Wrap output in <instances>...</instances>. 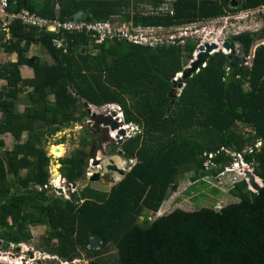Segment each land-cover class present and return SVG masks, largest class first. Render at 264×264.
Instances as JSON below:
<instances>
[{"label": "trees", "instance_id": "obj_1", "mask_svg": "<svg viewBox=\"0 0 264 264\" xmlns=\"http://www.w3.org/2000/svg\"><path fill=\"white\" fill-rule=\"evenodd\" d=\"M158 1L9 0V12L26 9L60 21L119 16L134 26L169 27L264 5V0H239L236 8H230L229 0H176L170 17L142 18L126 11L131 3ZM7 35L5 40L0 30V42L16 54V62L0 70V80L6 82L0 88V136L9 134L16 144L0 155L1 241L26 244L32 239L30 227L43 226L40 252L60 262L264 264V45L256 47L250 67L241 61L236 70L229 67L228 55L209 56L204 68L183 81L173 107L168 96L172 81L190 59L197 39H186L183 47L149 49L126 42L95 45L88 36L69 34L64 53L52 46L54 34L17 20ZM263 38L264 16L258 32L230 36L227 42L237 43L243 58ZM33 45L44 49L52 63L29 57ZM20 65L32 69L31 79H22ZM226 68L236 79L227 88ZM21 95L27 104L19 112ZM80 100L94 107L117 104L124 123L140 127L116 146L121 157L135 159V164L108 192L86 185L64 199L48 186L51 160L44 146L49 135L79 120ZM241 125L250 134L240 130ZM247 148L252 151L243 159L252 163L262 185L257 192L238 180L228 192L235 202L218 211L175 209L153 221H138L145 211L158 212L181 177L190 174L193 183L207 175L216 178L232 164L230 153ZM88 158L82 143L58 160L67 184L84 179ZM94 237L99 238L96 248L90 244Z\"/></svg>", "mask_w": 264, "mask_h": 264}, {"label": "rangeland", "instance_id": "obj_2", "mask_svg": "<svg viewBox=\"0 0 264 264\" xmlns=\"http://www.w3.org/2000/svg\"><path fill=\"white\" fill-rule=\"evenodd\" d=\"M259 25H260L259 16L258 17L254 16L251 22H247L245 24V28L254 29V28H258ZM198 26H201V24H199ZM200 31L201 30H199V32ZM208 31L209 28L204 32L203 36L207 35ZM214 32L217 33L216 30H214ZM261 42L264 43V40H261ZM2 48L3 51H0V56L2 57V59L7 60V58H9L8 56L9 51L7 49L8 48L7 44L5 43ZM31 54L33 56L38 57L43 62L49 64L52 63L51 59L44 52V50H41L40 47L38 46L37 47L33 46L31 48L29 55ZM4 61H1L0 70L2 69ZM2 85L3 82L0 81V88ZM49 100L52 101L53 98L50 96ZM83 102L84 101L80 100V103L78 104V108H77V114H79L78 122L71 123L66 127H63L59 132L53 135H49L47 137V142L45 143L44 151L46 152L47 157H49L50 160L52 161L51 162L52 164H50V173H51L50 180L53 186H58L61 183L60 182L61 178L59 175H57L58 167H59L58 160L69 156L70 153L74 149L79 148L82 145V143L84 144L85 150L89 152L92 149V154H93L87 160V164L90 167H88V170L86 172H88V174H92L93 171L95 172L99 171L101 173L107 172V177L114 179L113 185L119 182L123 177L113 173L112 171H106L105 167L107 165L111 163L115 164V166H117L118 168L123 169L125 175L135 164V161L129 163L123 157L118 155L117 152L119 151V149L116 147L118 145L109 139L110 137L109 134L111 132L110 128H108L109 126L107 127L105 125L97 126L99 130H96L93 127L95 126V124L92 123V121L90 120V114L87 113V108L83 106ZM26 104L27 102L25 100V97L21 96L19 99L18 105H20V107H18V110L23 111V108ZM95 110L96 111L94 112V110L91 109V113L98 115L99 113L105 112V110L103 111L101 108H96ZM101 116L108 117L104 113ZM239 129L244 131L246 135L250 134V132H248L249 129L245 128L242 125L239 127ZM93 130L94 133L93 135H91L90 133H92ZM47 132L49 133L50 129H47ZM131 132L132 131L129 129L128 134H131ZM0 139L4 141V146L0 148V155L4 150H11L13 146L16 144L13 138L8 134L0 136ZM24 139H25V135H23L20 140L22 141ZM91 140L93 142V145L88 144V142ZM59 146H62L64 149L63 155L61 154L62 156L60 154L52 153L50 151L51 147L58 148ZM210 157H212V155H210L209 158ZM93 164H99V165L93 166ZM207 165L208 162L205 164V166ZM228 168L225 169L224 173L221 176L212 178L211 176L207 175L195 183L190 181V176H191L190 174L184 175L178 181L177 190L175 192L170 191L168 197L162 203L158 212L151 213L145 211L143 213L144 216H141L138 219V221L141 222L144 217H146L149 221H153L155 218L161 216L160 214L165 215L175 209L191 212L202 207L221 208L227 204L234 203L235 200L228 194L229 187L233 185L234 179L239 181L244 179L240 171L247 170L248 167L244 166L243 164H240L238 167H236V165L235 166L233 165L230 169ZM20 175L23 176L24 171H22ZM9 179L12 180V177H9ZM106 181H110V180L101 178L97 182H89L88 177L85 175V178L77 182V184L65 188V191L63 194H61V196L64 199H68L69 197H71V194H77V192L83 186L86 185L95 190L108 192L113 185H109ZM30 232L32 239L25 245L28 248V250H32L35 253L36 258H39V260H42L44 256H49L45 253L40 252L41 247H39L42 238L46 235V228L43 226L33 227V228L30 227ZM49 257H53V256H49ZM76 261H79L80 264L89 263L88 260L76 259ZM8 262L10 264V261ZM8 262L1 260L0 264H8ZM32 264H35V262H33Z\"/></svg>", "mask_w": 264, "mask_h": 264}, {"label": "built area", "instance_id": "obj_3", "mask_svg": "<svg viewBox=\"0 0 264 264\" xmlns=\"http://www.w3.org/2000/svg\"><path fill=\"white\" fill-rule=\"evenodd\" d=\"M171 0H163L162 4L158 6L157 8L149 7V6H141V14L142 15H159V14H167L172 15V11L169 7V3ZM262 13H264V8L256 11H250V12H241L236 15L223 17L222 19L213 20L210 22H206L205 25L198 26V24H190L188 26L180 27L177 29H170V28H162V27H147V26H134L131 23H123L118 22V20H107V21H60L59 19H47L38 16L37 14L31 13L26 9H21L19 12L16 13H10L9 12V0H0V30L3 32L6 36L8 33L9 25L14 21H19L22 25L28 27V28H34L40 31H45L48 33L54 34L56 37L52 39L53 46L60 51H63L64 53L67 52V43L64 40V37H59L60 35L64 34H81L88 37H91L94 40V43L97 45H101L104 43H113V42H126L132 45L136 46H142V47H149V48H157L162 45H182L184 44L186 39H197L198 44L194 50V52L191 55V58L194 59L196 54L198 53V47L204 46L206 44L208 45H216V49L211 51L209 53V56L213 55L217 52H222L224 55H230L234 54L235 56L239 55V49L234 47V50H225L224 45L227 44V39L230 36L238 35L240 32L248 30L245 28V23L247 20H252L254 16H259ZM209 28V31L207 35H204V32ZM199 30H201L199 32ZM216 30L217 33L214 32ZM255 30V29H251ZM197 35V36H195ZM262 44V43H261ZM251 56L243 57L242 63L244 66H249L251 61ZM192 62V59L189 60L188 67L190 63ZM240 65V64H239ZM206 66L205 63L200 65V67L197 69L196 73L199 72L201 68H204ZM185 67V68H186ZM229 69L226 68V75L229 74ZM181 73L177 74L176 80ZM107 114L111 116L112 120L116 121L119 125L118 129L114 132H110V136L114 141H120L124 142L127 138H130L132 135L135 134V131L137 129L130 128L128 125H125L123 123V117L120 111V108L117 106H108L107 107ZM114 112L113 115H111V111ZM131 130V134H128V130ZM119 130H124L125 135L120 136L118 135ZM128 134V136H127ZM261 145L260 142H256L254 147L258 148ZM252 149L247 148L243 150L241 153H230V155L233 157L232 164L236 167H238L240 164H243L244 166L248 167L247 170L240 171L242 174V177L246 183L247 177L246 173H250L253 175V165L252 163H247L243 159V155L246 153H251ZM228 154V152L226 151ZM240 164H239V162ZM129 163L132 162V160H128ZM230 165L229 168L226 167L225 169H230L233 165ZM224 169V171H225ZM224 173V172H223ZM87 177H90L92 174H88V172L85 173ZM222 175V174H221ZM220 175V176H221ZM254 176V175H253ZM241 177V176H238ZM240 179V178H238ZM246 179V180H245ZM257 180V183L261 185L260 180ZM238 180L234 179V182ZM60 185L53 186L51 183V180L48 184L50 187L53 188V193L55 195L61 196V194L57 193V189H62V194L65 191V188H68L67 186L71 187L72 184H68L66 186V181L61 178ZM233 182V183H234ZM248 185V184H247ZM65 186V187H64ZM248 189L252 191V189L248 185ZM57 193V194H56ZM1 241V240H0ZM15 246H20L21 251L25 252L28 250V248L24 244L19 245H12L10 244V248H13ZM1 255L7 256L11 259V261H17L20 259L21 264L23 255H20V257H11V254L9 251H4L0 247V258H2ZM11 264V263H10ZM25 264H32V261H27Z\"/></svg>", "mask_w": 264, "mask_h": 264}, {"label": "water", "instance_id": "obj_4", "mask_svg": "<svg viewBox=\"0 0 264 264\" xmlns=\"http://www.w3.org/2000/svg\"><path fill=\"white\" fill-rule=\"evenodd\" d=\"M238 1L239 0H230L231 7L236 8L238 5ZM223 47L225 50H231V51L234 50V45L225 44ZM216 48H217L216 45H213V44L212 45L206 44L204 46H199L197 49L198 53L196 54L194 59L191 58L192 62L190 63V65L186 67L184 70H182L181 75L176 80L172 81V87L169 91L168 96L171 99V105L173 107H174V102H175L176 97L179 95L180 90L184 86L183 81L192 77L196 73L200 65H202L203 63L207 61V59L209 58V53L215 50ZM228 58H229V67L231 68V70H236V68L239 66L240 59L237 56L233 57L232 55H228ZM235 81L236 79L234 78L233 72L229 73V80L227 81L226 88L229 86L230 82H235ZM84 106L87 107L88 104L84 103ZM89 112L90 110L88 109V113ZM91 116L93 118V123L96 126H100V125L109 126L111 131H115L119 127L117 122L113 121L110 116L104 117V116L95 115V114H92ZM136 129L140 130V127L138 126ZM118 135L124 136L125 135L124 130H119ZM118 144H120V141L118 142ZM55 152H58V150L56 149ZM50 164L52 163L50 162ZM107 171H115L117 174H119V176H124V171L112 163L107 166ZM58 175L61 178V174L58 173ZM246 177L248 179L249 187L253 190V192H257L262 186L256 182L257 177L251 175L249 172L246 173ZM99 179H100L99 174L94 173L88 178V181L97 182L99 181ZM67 187H69V185ZM57 192L59 194H62V189H57ZM219 209L220 208H215L216 211H218ZM90 244L93 248H96L99 245V238L94 237L91 240ZM0 247L4 251H9L11 254V257H20V255H23L24 256L22 259L23 264H25L29 260L32 261V263L35 262V264H80V262L76 260L69 262V263L60 262L57 259V257H54V256L53 257L44 256L42 260H39V258H36V255L32 250H27L25 252H22L20 246H15L13 248H10V244L5 243L3 241H0Z\"/></svg>", "mask_w": 264, "mask_h": 264}, {"label": "crops", "instance_id": "obj_5", "mask_svg": "<svg viewBox=\"0 0 264 264\" xmlns=\"http://www.w3.org/2000/svg\"><path fill=\"white\" fill-rule=\"evenodd\" d=\"M176 0H171V2L169 3V7H170V9H171V11H172V13H173V4H174V2H175ZM162 2H163V0H159L157 3H149V2H139V3H136V4H130V6H129V8L128 9H126V11H128L130 14H135V15H137V16H140V17H165V16H172V15H167V14H159V15H142L141 14V10H140V7L141 6H149V7H153V8H157L158 6H160L161 4H162ZM229 2H230V0H229ZM230 8H232L231 7V4H230ZM262 8H264V5H260V6H258V7H256V8H252V9H246V10H241V11H238V12H234V13H227L226 15H224V16H222V17H219V18H215V19H211V20H201V21H196V22H194V23H186V24H181V25H174V26H169V27H162V26H147V27H162V28H170V29H177V28H180V27H184V26H188V25H190V24H201V25H205V23L206 22H210V21H213V20H218V19H222L223 17H227V16H232V15H236V14H239V13H241V12H250V11H256V10H260V9H262ZM57 9H58V7L56 6V8H55V11H56V13H57ZM57 15V14H56ZM263 16H264V13H262L261 15H259V18H260V25H259V27L258 28H254L255 30H251V29H248V30H245V31H242V32H240L239 34H242V33H246V32H249V33H255V32H258L262 27H263ZM57 17V16H56ZM258 17V16H257ZM55 19V18H54ZM57 19V18H56ZM111 19H114V20H118V22H123V21H121L120 20V18H119V16H113V17H111L109 20H111ZM252 20H253V18H252ZM252 20H247V22H251ZM246 22V23H247ZM123 23H131V22H123ZM245 23V24H246ZM141 26H143V25H141ZM66 35H69V34H64L63 35V37H64V40L66 41V39H65V36ZM237 36V35H236ZM91 38V37H90ZM92 39V38H91ZM5 40H8V36H6V39ZM93 40V39H92ZM261 40H264V38L263 39H260V40H256L255 42H254V45H253V47L250 49V52H249V56H251V58H253V54H254V51H255V49H256V47L257 46H259V45H264V43H262L261 42ZM3 42H5V41H3ZM3 42H0L1 44H0V51H3L2 49V47H3V45L5 44V43H3ZM93 42H94V40H93ZM51 43H52V41H51ZM262 43V44H261ZM95 44V43H94ZM107 44H109V43H107ZM228 44H230L229 42H228ZM67 45V44H66ZM95 45H97V44H95ZM232 45H234V47H236L237 49H239V46H238V44L236 43V44H232ZM33 46H38V45H33ZM33 46H31L30 47V51H31V48L33 47ZM52 46H53V44H52ZM172 46H176V45H162V47H172ZM177 46H179V47H183V44L181 45H177ZM38 47H40V46H38ZM54 47V46H53ZM159 47H161V46H159ZM55 48V47H54ZM144 48H149V47H144ZM158 48V47H157ZM40 49L41 50H44V49H42L41 47H40ZM149 49H156V48H149ZM55 50H57L56 48H55ZM30 51L28 52V56L29 57H36V56H33L32 54L31 55H29V53H30ZM58 51H60V50H58ZM45 52V51H44ZM3 54V53H2ZM8 56H9V58H7V60L6 59H2V57L0 56V64H1V61H4V64L5 63H7V62H16V54H14V53H11V52H8ZM239 59H240V63H241V61H242V58L240 57V56H237ZM36 58H38V57H36ZM39 59V58H38ZM190 59H191V57H190ZM190 59H188L185 63H184V65H183V69L182 70H184L185 69V67L188 65V62H189V60ZM40 60V59H39ZM251 62H252V59H251V61H249V63H250V65L249 66H247V67H250L251 66ZM239 63V64H240ZM19 72H20V75H21V77H22V79H31L32 77H33V72H32V69L31 68H29V67H26V66H23V65H20L19 66ZM181 73V72H180ZM179 74V73H178ZM176 76H177V74H176ZM176 76L174 77V78H176ZM174 80V79H173ZM1 82H3V85L2 86H4L5 85V81H3V80H0ZM2 86H1V88H2ZM25 95V94H24ZM24 95H21V96H24ZM20 96V97H21ZM84 103H86V102H83V106H84ZM19 104V102L17 103V106H16V108H17V111H19L18 110V107H20V105H18ZM108 106H112V107H114V106H117V107H119V105H117V104H109V105H104V106H102V107H94V106H91V105H89L88 104V106L86 107L87 108V112H88V109L90 110V112L88 113V114H90V116L92 115V113H91V109H93L94 110V112L96 111L95 109L96 108H101L103 111L105 110V112H103L106 116H108L109 117V114H107V110H108ZM85 107V106H84ZM120 108V107H119ZM24 109V108H23ZM111 111V110H110ZM120 111H121V109H120ZM19 112H22V111H19ZM112 112V111H111ZM103 113H99L98 115H102ZM114 114V112H112L111 113V115H113ZM121 114H122V111H121ZM78 116H79V114H77ZM111 117V116H110ZM122 117H123V115H122ZM76 122H78V121H76ZM75 122V123H76ZM123 123H124V119H123ZM125 124V123H124ZM125 125H127V124H125ZM96 126V125H95ZM101 126V125H100ZM128 126L130 127V128H137L138 126H136V125H134V124H128ZM97 127V126H96ZM107 127V126H106ZM9 135V134H8ZM132 161H135V159H132ZM52 162V161H51ZM60 164H59V167H58V173L60 174V172H59V169H60ZM87 166V165H86ZM86 171H87V169H86V167H85V173H86ZM58 173H57V175H58ZM85 173H84V178H85ZM50 175H51V173H50ZM119 175V174H118ZM121 177H123V176H121ZM80 180H83V179H80ZM80 180H78V181H76L74 184H77V182H79ZM160 215H163V214H160ZM24 245H26V244H24Z\"/></svg>", "mask_w": 264, "mask_h": 264}, {"label": "flooded vegetation", "instance_id": "obj_6", "mask_svg": "<svg viewBox=\"0 0 264 264\" xmlns=\"http://www.w3.org/2000/svg\"><path fill=\"white\" fill-rule=\"evenodd\" d=\"M88 113V112H87ZM90 120L92 121V123H93V118H92V116H90ZM114 121V120H113ZM89 123V122H88ZM96 130H99L96 126H93ZM109 128V127H108ZM104 129H107V128H104ZM91 131V130H90ZM93 133H94V130L92 131V133H90L91 135H93ZM107 133V132H106ZM110 136V135H109ZM109 139L111 140V141H113V142H115L118 146L119 145H121L123 142H120V144H118V142L119 141H114L112 138H111V136L109 137ZM90 142V145H93V142H92V140L91 141H89ZM93 148V147H92ZM118 153V155H120V151H118L117 152ZM88 154H89V158H90V156H92L93 154H92V149L88 152ZM110 157H112V156H110ZM112 162V161H111ZM96 165H99V164H93V166H96ZM108 166V165H107ZM107 166L105 167V170L107 171ZM88 167H90V166H88V164H87V166H86V169L88 170ZM99 169H101V168H99ZM123 170V169H122ZM113 173H115V174H117L115 171H112ZM94 173H98L99 174V176H100V179L101 178H105L106 180H110V181H106L109 185H113V181H114V179H111V178H108L107 177V172H99V171H93V173L92 174H94ZM118 175V174H117ZM107 177V178H106ZM62 178V177H61ZM63 179V178H62ZM68 184L66 183V186H67ZM73 185H75V184H73ZM111 187V186H110Z\"/></svg>", "mask_w": 264, "mask_h": 264}, {"label": "bare ground", "instance_id": "obj_7", "mask_svg": "<svg viewBox=\"0 0 264 264\" xmlns=\"http://www.w3.org/2000/svg\"><path fill=\"white\" fill-rule=\"evenodd\" d=\"M58 150V152H55V150ZM50 151L52 152V153H57V154H62L63 155V152H64V149H63V147L62 146H59L58 148H53V147H51L50 148ZM61 155V156H62ZM257 181V180H256ZM2 256V258H0V260H5V261H10V263L11 264H21V261H20V259L19 260H15V261H11V259L10 258H8L7 256H4V255H1ZM9 264V263H8Z\"/></svg>", "mask_w": 264, "mask_h": 264}, {"label": "clouds", "instance_id": "obj_8", "mask_svg": "<svg viewBox=\"0 0 264 264\" xmlns=\"http://www.w3.org/2000/svg\"><path fill=\"white\" fill-rule=\"evenodd\" d=\"M227 44H228V43H227ZM230 45H232V44H230ZM230 55H231V54H230ZM234 56H235V55H234ZM205 63H206V62H205ZM137 131H138V130H136L135 133H136ZM127 161H128V160H127ZM88 178H89V177H88Z\"/></svg>", "mask_w": 264, "mask_h": 264}]
</instances>
